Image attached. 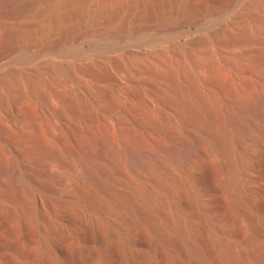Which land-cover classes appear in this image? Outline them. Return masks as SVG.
<instances>
[{
    "label": "rangeland",
    "instance_id": "1",
    "mask_svg": "<svg viewBox=\"0 0 264 264\" xmlns=\"http://www.w3.org/2000/svg\"><path fill=\"white\" fill-rule=\"evenodd\" d=\"M99 2L71 0L77 12L63 7L39 18L30 50L62 37H79V44L28 57L20 48L0 65L3 95L1 78L10 72L47 78L42 62L62 63L72 74L58 76L53 90L24 85L0 100V264H195L187 242L224 264L220 239L264 264V35L246 40L241 32L264 19V0ZM206 51L211 64L196 63ZM134 59L143 66L130 69ZM74 86L81 107L54 115L60 97L53 92L73 99ZM210 120L247 134L236 139L228 129L229 151L222 152L198 138ZM181 147L186 172L155 158L188 181L156 184L139 157L159 149L180 166ZM82 151L112 161L116 190L145 218L127 219L115 203L96 212L59 202L80 194ZM134 171L142 172V190ZM166 216L181 218L182 237Z\"/></svg>",
    "mask_w": 264,
    "mask_h": 264
},
{
    "label": "bare ground",
    "instance_id": "2",
    "mask_svg": "<svg viewBox=\"0 0 264 264\" xmlns=\"http://www.w3.org/2000/svg\"><path fill=\"white\" fill-rule=\"evenodd\" d=\"M110 1L113 0H101L99 4L106 5ZM70 4H71V0H0V65L2 64L3 60L6 57H8V55L15 53L20 48L24 49V57H28V56L38 55L39 53L45 51H51L53 49H56L57 46H59L60 50H64L65 48L63 45L79 44L80 43L78 40L79 37L76 38L62 37L55 42L45 44L41 49L35 51L30 50L33 47L32 45L33 39L35 38L36 35H39L41 31L39 29V23H38L39 18L49 17L52 15L53 12L63 7L72 8L73 10L71 11H76L79 8V6L76 4L74 6H71L72 4L71 5ZM252 27H250V29L252 28L251 30L249 28L247 30L246 28V30L241 31L242 35L245 36L244 38L246 40H252L256 38L260 39L261 35L262 36L264 35V19H261V21L258 24L253 25ZM144 29L145 28L137 29L136 33H140L139 35L142 36L146 33ZM62 39L63 41L61 42ZM221 41L223 42L228 41V43L231 42L228 37L222 38ZM206 52L209 54L208 51ZM199 54L198 56L195 57L194 61L198 64H204L205 66L209 64L211 54L209 55L205 53L203 54V52L202 54L200 55ZM228 55L230 57L228 61L231 60L233 61V63L235 62L237 63L240 61L239 59L241 56L240 54H228ZM133 63L135 64L136 67H134ZM131 64L132 65H130L129 63L128 65H130L129 67L132 70L133 67L141 68L143 66L142 63L139 60L136 61V59L132 60ZM38 68L45 70L47 72V78H43V77L34 78V77H30L29 75L18 74L13 71L1 78V85L6 88L7 90L6 93L17 92L21 90V88L24 85L27 86L28 89L31 91H41L44 88L53 90L54 87L53 85L55 84V82H57L59 78L58 76H60L61 74H64L66 76L72 75L71 69L62 63H56V62L54 63L48 61L42 62L41 64L38 65ZM95 74L97 76L100 75L99 72H96ZM79 89L78 87L74 86L69 91V95L73 96L72 97L73 99H70L66 94L60 92H53L56 96L60 98L58 99L59 100L58 108L52 109L51 112L56 116H60L62 111H64L65 109H69V108L79 109L81 107L79 101L80 98ZM6 93L4 95H6ZM4 95L2 92H0V100L3 98ZM225 124H223L222 121L221 122L219 121V123L211 120L207 121V125L204 126L203 129H201L203 130L202 131L203 134H201L200 132L198 138L200 140L206 141V143L208 142L211 143L212 146L214 145L217 149L219 150L221 149V151L222 150L226 151V149L230 147L229 146L230 142H228L227 137L229 136L228 129H230L231 127L227 129ZM232 132L235 136L238 137V138L235 137L236 139H239L245 133L247 134V131H243L242 129L240 130L234 129ZM232 132L230 133L232 134ZM252 134L255 137L254 139H258L260 136V134L257 132L256 134L252 132ZM115 147H117V145ZM125 147L117 148V152L123 154ZM186 148L187 147H181L177 149V153L179 155H182V160H183L180 163V166L177 165L174 161H172V159H170L172 158L171 156H169L166 153H161L159 149H151L150 151H147V153L145 154L143 152V154L141 155V157H139V159L141 160L140 162L143 163V167L147 168V171L153 176V178L156 181V184L158 185L163 184L164 186L167 187V189H170L179 181L182 180L188 181V178L185 177L181 179L179 177H176L175 172L173 170L172 171L163 170L162 168H160L159 163L155 157L161 154L162 156H165L164 158L166 160L170 161L172 169L180 168L181 170H185L186 172L187 162H185V159L183 157L185 152L188 151L186 150ZM228 151L229 150H227L226 152ZM79 157L82 164V170L79 173L80 174L79 184H78L79 191L77 192L80 194L78 197H76L75 195L63 196L60 198L59 202H61L62 204H66L68 206L73 205L82 208L86 207V209L87 207L88 208L91 207L94 208L96 212H98L99 209H102L103 207L105 208L108 205V203H115L120 207H122V213L123 215H125V218L127 219H132L133 216H138L141 218L146 217V215H144L143 213L141 214L134 211L128 205L125 195H123V193L116 190L114 185V182L116 181L115 166L109 158H107L104 155L99 157L96 154L93 153L90 154L89 152L88 154H85L83 151L82 153L80 152ZM136 177L137 179L141 178L142 172L136 171L135 179ZM124 181L130 183L131 180L125 177ZM135 181H138L136 184L138 189L142 190L144 186V183L140 182L142 180L138 179ZM1 194H2V190H0V195ZM144 201L146 206L153 207L154 202L152 197H148ZM258 217L261 218L260 216ZM150 223L151 226L154 228L159 226V224L156 221L151 220ZM166 224L170 227V230L174 231L180 237H182L184 232L188 230L187 227L184 226L181 218L179 217H174V216H171L170 218L167 217ZM218 242L224 258V264H261L259 258L256 257L251 252H247L246 256H242L241 253L236 249V247L231 241L228 240L225 241V239H220V241ZM187 246H188L189 254L191 255L192 260L195 262V264H213L210 262L209 258L206 256V253L204 252V250L200 248L198 244H196L195 242H187Z\"/></svg>",
    "mask_w": 264,
    "mask_h": 264
}]
</instances>
